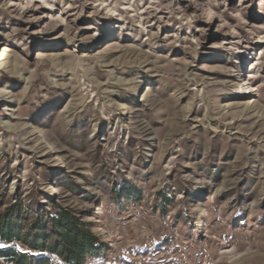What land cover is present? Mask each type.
Returning a JSON list of instances; mask_svg holds the SVG:
<instances>
[{
    "label": "rangeland",
    "instance_id": "rangeland-1",
    "mask_svg": "<svg viewBox=\"0 0 264 264\" xmlns=\"http://www.w3.org/2000/svg\"><path fill=\"white\" fill-rule=\"evenodd\" d=\"M16 198L76 211L84 264H264V0H0Z\"/></svg>",
    "mask_w": 264,
    "mask_h": 264
},
{
    "label": "trees",
    "instance_id": "trees-1",
    "mask_svg": "<svg viewBox=\"0 0 264 264\" xmlns=\"http://www.w3.org/2000/svg\"><path fill=\"white\" fill-rule=\"evenodd\" d=\"M0 242L20 243L40 253L32 255L9 245L3 247L0 257L12 264H51L44 254L54 255L65 264H84L89 257L101 256L104 248L76 211L55 203L48 209L39 203L35 208L20 198L0 209Z\"/></svg>",
    "mask_w": 264,
    "mask_h": 264
},
{
    "label": "built area",
    "instance_id": "built-area-1",
    "mask_svg": "<svg viewBox=\"0 0 264 264\" xmlns=\"http://www.w3.org/2000/svg\"><path fill=\"white\" fill-rule=\"evenodd\" d=\"M12 264V263H11Z\"/></svg>",
    "mask_w": 264,
    "mask_h": 264
}]
</instances>
